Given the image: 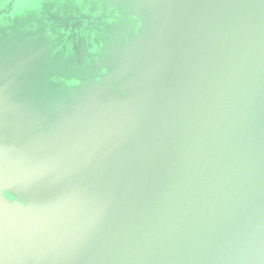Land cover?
Returning a JSON list of instances; mask_svg holds the SVG:
<instances>
[{
	"label": "water",
	"instance_id": "obj_1",
	"mask_svg": "<svg viewBox=\"0 0 264 264\" xmlns=\"http://www.w3.org/2000/svg\"><path fill=\"white\" fill-rule=\"evenodd\" d=\"M0 264H264V0H0Z\"/></svg>",
	"mask_w": 264,
	"mask_h": 264
}]
</instances>
